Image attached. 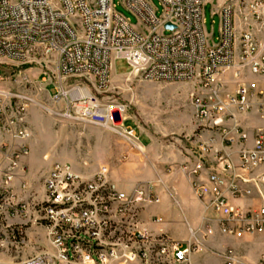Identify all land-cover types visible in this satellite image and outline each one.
I'll return each instance as SVG.
<instances>
[{
  "label": "built area",
  "instance_id": "obj_1",
  "mask_svg": "<svg viewBox=\"0 0 264 264\" xmlns=\"http://www.w3.org/2000/svg\"><path fill=\"white\" fill-rule=\"evenodd\" d=\"M208 1L159 0L157 16L151 0H121L137 16V28L115 11L112 0H0V62L53 66V98L65 104V116L108 127L138 148L135 128L125 125L126 104L95 95L106 89L113 61L125 60L131 73L146 80L198 84L202 90L191 94L194 118L217 128L226 145L240 147L236 161L229 152L210 153L211 142L201 141L190 170L187 165L183 170L188 169L193 194L213 214L219 231L239 238L264 233V132L247 146L235 111L256 110L263 117L264 91L249 80L224 94L218 76L229 69L237 77L243 71L264 76V0H229L215 8L216 43L203 28ZM32 102L25 92L0 88V219H15L0 230V246L27 245L18 222L26 217L44 231L47 246L24 264H190L197 244L187 240L182 246L163 232L155 234L142 219L145 207L159 202L154 182L124 190L108 179L106 165L86 176L54 162L36 217L26 203L13 201L8 187L29 152L24 115ZM254 192L260 200L256 207L232 203Z\"/></svg>",
  "mask_w": 264,
  "mask_h": 264
},
{
  "label": "rangeland",
  "instance_id": "obj_2",
  "mask_svg": "<svg viewBox=\"0 0 264 264\" xmlns=\"http://www.w3.org/2000/svg\"><path fill=\"white\" fill-rule=\"evenodd\" d=\"M112 1L115 11L138 28L137 16L127 9L121 0ZM219 1H208L203 7L204 32L208 40L214 43L219 38L220 20L218 14L212 11L217 8ZM151 2L156 7L157 16H160L159 0H151ZM44 71L49 78L43 73ZM0 77L2 78L0 88L25 92L33 99L24 115V124L30 132L29 152L20 158V167L8 187L13 194V201L26 203L33 218L36 217L39 206L46 198L45 180L54 162L67 163L74 171L86 176H92L100 166L106 165L109 169L108 179L117 187L119 186L114 177L121 179L123 175L144 174V177L135 179V184L127 190L136 185L152 182L147 180L148 178H155L154 190L158 194L159 201L160 195L156 186L162 185V189L167 191L176 181L179 183L180 192L183 191L187 198L191 199V193L185 192L184 186L185 178L190 180L192 176L188 169L183 170V166H189L190 170L191 164L196 160L198 145L201 141H205L201 133L207 136L209 131H218L207 122L197 120L193 116L191 94L202 90L199 89L198 84L187 80H146L131 73L125 60L113 61L106 89L95 92V95L104 102L126 104L125 125L134 127L143 143L145 136L140 132H146L152 138L150 144L142 149L105 126L65 116V104L53 98L54 84H51L55 82L53 66L46 69L43 65L33 63L29 67H23L3 60L0 62ZM43 77L45 80L42 79ZM253 77L258 82L259 88L264 91V76L252 75L246 71L237 77L235 71L229 69L219 74L218 80L222 83V92L225 94L234 92L240 82H247ZM258 116L264 118L256 110L235 111L237 123L246 124L254 134L258 131L264 132V121L259 125L255 123ZM118 118V113H115V120ZM205 142H211L210 153L215 151L220 154L225 152L232 154L212 140ZM246 145L248 146V143ZM261 170L263 168L259 171ZM259 171H252V174ZM28 176L31 177L30 180ZM158 203H149L145 210ZM257 205V202L253 205L247 202L244 208ZM26 220H28L27 224H25ZM0 221V230H4L3 225L12 223L15 219L6 216ZM18 222L23 226L26 239L28 232H32V241L28 239L27 245L23 248L30 246L33 254L47 246L39 243L44 231L38 224L31 225L30 218L26 217L18 218ZM151 222L156 221L151 219ZM9 229L10 227L7 228ZM199 230L203 240L209 241L216 239L217 234L220 233L214 219L207 220L203 214ZM260 234H252L248 246H240L237 249L232 247L229 251L237 255L242 264H264V251H260L256 244V238ZM16 249L10 243L0 246V250L6 253H13ZM214 257L220 258L218 255ZM218 261L213 260L212 264H226L223 258Z\"/></svg>",
  "mask_w": 264,
  "mask_h": 264
},
{
  "label": "crops",
  "instance_id": "obj_3",
  "mask_svg": "<svg viewBox=\"0 0 264 264\" xmlns=\"http://www.w3.org/2000/svg\"><path fill=\"white\" fill-rule=\"evenodd\" d=\"M229 0H220L218 3L222 5L223 3ZM236 4L240 2V0H233ZM217 6V7H218ZM252 80H255L254 77ZM256 81V80H255ZM264 121V118L256 117L255 123L259 125ZM241 126L244 128V131L247 133V143L252 144L253 130L247 127L246 124L241 123ZM136 135L138 134L137 131ZM145 136V142H141L139 139V148H142L149 145L152 141L151 136L146 132H140ZM138 136V135H137ZM201 137L203 140L210 141L212 140L218 146L225 147L226 151L232 152V157L237 159V149L238 144L234 145H226L222 142L221 136L218 131H209L207 136L201 133ZM139 138V136H138ZM228 146V147H227ZM144 175V174H143ZM137 174H133L132 176H121V179L115 178L114 180L118 184L120 188L129 189L135 184V179L138 177H144ZM120 176V175H119ZM29 180L31 179L30 176ZM129 177V178H125ZM147 180L154 181L155 178H148ZM178 180V179H177ZM163 181V179H162ZM164 184V183H163ZM162 185L156 186L157 192L160 195V201L158 204L152 205L148 207L143 212V220L145 224L150 228L153 233L163 232L170 239L180 243L182 246H186V241L189 240L191 243H195L198 245V248L190 254L189 263L190 264H212V261H221V258L226 262L227 256H231L233 259L232 264H242L237 255L231 253L229 250L234 247L235 249L240 246H248L249 242L252 240V234H244L242 237H234L230 235H226L223 233H218L216 239L213 240H203L200 236L201 231L199 230V226L202 222V214L205 217H212L213 214L211 212L205 211L202 201L199 200L192 191L191 183L188 178H185V192L191 193V199L187 198L185 193L179 190V183L175 181L172 183L171 188L167 191L162 189ZM42 188V187H41ZM259 196L256 192L253 193L251 197H244L239 199L232 200V203L239 206H245V203L255 204L259 203ZM157 215L161 217V222H151V216ZM212 215V216H211ZM42 231H40L41 233ZM28 239L32 241V232H28ZM256 244L259 246L260 251H264V233H261L258 238H256ZM28 242V241H27ZM41 245H46L47 242L43 233L41 234V239L39 241ZM32 253L30 246L23 248L21 250L16 249L13 253H6L0 250V264H24L28 256ZM212 255H218L220 258H215Z\"/></svg>",
  "mask_w": 264,
  "mask_h": 264
},
{
  "label": "water",
  "instance_id": "obj_4",
  "mask_svg": "<svg viewBox=\"0 0 264 264\" xmlns=\"http://www.w3.org/2000/svg\"><path fill=\"white\" fill-rule=\"evenodd\" d=\"M166 27H169V28H172V27H174L172 24H170V23H167L166 24Z\"/></svg>",
  "mask_w": 264,
  "mask_h": 264
},
{
  "label": "bare ground",
  "instance_id": "obj_5",
  "mask_svg": "<svg viewBox=\"0 0 264 264\" xmlns=\"http://www.w3.org/2000/svg\"><path fill=\"white\" fill-rule=\"evenodd\" d=\"M133 73V72H132ZM136 74V73H135ZM108 128V127H107ZM110 129V128H109ZM118 135H120V133H117ZM121 136V135H120ZM123 137V136H122Z\"/></svg>",
  "mask_w": 264,
  "mask_h": 264
}]
</instances>
